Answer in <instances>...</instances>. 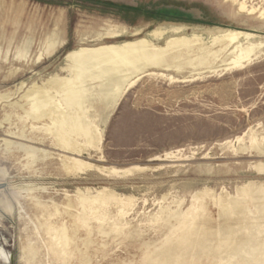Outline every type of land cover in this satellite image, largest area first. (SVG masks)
<instances>
[{
	"label": "rangeland",
	"instance_id": "1",
	"mask_svg": "<svg viewBox=\"0 0 264 264\" xmlns=\"http://www.w3.org/2000/svg\"><path fill=\"white\" fill-rule=\"evenodd\" d=\"M226 31L249 36L228 45L221 41ZM176 37L190 38L193 51L166 62L171 68L139 72L111 109L97 97L91 99L96 108L90 109V119L102 131L98 147L87 146L75 155L51 146L44 124L37 125L43 141L36 145L43 151L38 163L31 167L24 161L23 176L9 165L10 183L24 187L18 193H23L25 223L17 216L0 218V239L8 244L13 264H24L21 237L36 244L37 261L47 264L51 257L49 236L40 227L35 230L45 217L35 216L34 194L44 204H57L56 223L72 231L75 219L64 211L69 202L75 216L81 194L92 199L100 191L113 192L122 204L88 203L93 235L80 229L75 244L86 251L90 264H140L148 246L161 245L168 234L162 220L166 212L188 214L206 201L208 214L217 221V200L237 199L244 187L264 185V0H0V90L14 93L23 85L11 102L34 85L70 77V52L140 39L166 47ZM251 46L250 61L233 65L245 57L241 47ZM178 51L168 55L175 57ZM180 65L181 70L174 68ZM87 81L96 93L97 81ZM55 101L60 102L57 94ZM7 112V128L18 132V115ZM19 115L30 138L31 123ZM66 157L84 163L78 174L63 169ZM8 186L0 185V190ZM11 193L6 190L12 199ZM87 240H92L88 249L83 245ZM65 264L80 262L75 256Z\"/></svg>",
	"mask_w": 264,
	"mask_h": 264
},
{
	"label": "bare ground",
	"instance_id": "2",
	"mask_svg": "<svg viewBox=\"0 0 264 264\" xmlns=\"http://www.w3.org/2000/svg\"><path fill=\"white\" fill-rule=\"evenodd\" d=\"M242 35L246 36L245 38L249 36V34L239 31H226L225 35L221 37V41H227L229 45L230 42H234ZM192 43L188 37H176L169 40L166 47L151 46L147 39H140L117 45L82 48L67 55L68 61L71 62L68 66V71L71 73L70 77L65 79L55 77L43 86L34 85L15 102H11L10 98L18 93L21 94L23 85L17 90L15 89L16 92L14 93H6L0 90V104L3 105L0 106V185H9L6 190L12 191L11 199L7 196L6 190H0V218L1 214L11 217L17 216L19 222L25 223L23 193H18V190L22 191L24 187L19 185L21 187L19 189L16 187L17 184L10 183L9 165L13 164L18 174L23 176L24 168L22 167L25 165L22 166L21 164L24 161H27V165L31 167L38 163L39 154L42 150L36 145L43 142L37 136V132L41 131V128L37 127L38 124H44L43 127L47 132V139L51 146H57L78 156L84 153L87 146L98 147L102 140V131L95 125L94 120L90 119V109L96 108L91 99L97 97L98 101L102 105L105 104L107 108L115 107L135 75L137 76L139 72L141 73L153 66L171 68V63L166 62L170 59H179L186 51L191 53L193 51ZM173 49L179 50L175 57L168 55ZM253 49L252 46L241 47L240 55L245 56L243 57L244 61L241 58L232 64L242 66L244 62H249ZM188 58L190 59V56ZM205 60L206 58L203 57L202 61ZM188 62L187 64L190 65ZM182 67L184 66H174L180 70ZM88 79L97 81L99 89L96 93L95 91L92 92L90 87L87 88ZM89 83L91 84V82ZM56 94L60 97L58 103L55 101ZM23 100L26 103L22 102ZM7 109L13 110L18 115L19 124H16L18 132L7 128L11 120V115L8 114ZM20 112L31 123L33 132L30 138L26 136L24 128H22L24 120L19 115ZM81 140L82 143L79 142ZM50 156L51 154H49ZM50 163H53L52 160ZM83 165L81 160L71 157L62 160L63 169L73 174H78ZM33 177L35 178V176ZM30 187H33L31 190H34L36 186ZM240 192V198H223L216 201V206L220 210L217 221H214L208 214V206L204 203L206 201H201L188 214L178 211L166 212L162 220L165 225L169 226L168 234L161 245L158 244L159 246L156 245L153 249L148 246L140 264L264 263V185L255 186L251 184L244 187ZM112 193L106 190L100 191L99 196L92 199L84 194L77 195L81 210L75 216L70 211L74 208V204L69 202L64 211L66 216L69 215L75 219L72 231L67 224L58 225L56 223L54 218L60 213L57 204L53 202L44 204L37 200L35 194L32 196V205L36 209L34 210L36 211L34 212L35 216L38 212L45 217L44 224H35V230L39 231L40 227L49 236L47 247L51 257L47 264L54 262L65 264L75 256L78 257L80 264H90V258L86 251L75 244L76 235L80 229H85L89 234L92 232L90 227L93 228V226H90V219L86 213L88 203L114 200L113 202L122 204L121 200ZM172 219L176 220L175 224L172 223ZM119 228L116 226V229ZM106 232L108 234V231ZM99 233L101 234V232ZM90 243L92 240L84 241V248L88 249ZM7 245L3 239H0V264L14 263L13 254L10 255L5 250ZM20 248L21 254H19L24 264L43 263L37 261L39 249L36 244L32 243L31 239L23 242V237H21Z\"/></svg>",
	"mask_w": 264,
	"mask_h": 264
}]
</instances>
